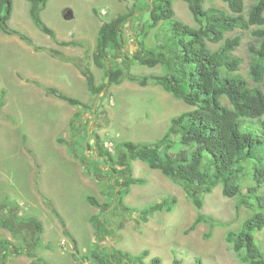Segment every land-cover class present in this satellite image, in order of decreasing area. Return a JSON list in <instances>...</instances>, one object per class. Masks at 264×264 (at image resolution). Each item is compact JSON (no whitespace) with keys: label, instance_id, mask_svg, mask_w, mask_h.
Masks as SVG:
<instances>
[{"label":"rangeland","instance_id":"1","mask_svg":"<svg viewBox=\"0 0 264 264\" xmlns=\"http://www.w3.org/2000/svg\"><path fill=\"white\" fill-rule=\"evenodd\" d=\"M13 1L10 26L28 34L39 45L62 51L70 60H62L45 50L43 55H34L29 49L31 45L18 35L0 31V102L1 99L5 102L0 110V222L8 225L4 227L0 223V239L11 242L9 249L0 247V260L6 264H99L91 253L106 244L118 261L147 250L143 260L136 257L132 264H151L155 257L161 258V264H172L175 258L182 264H195L198 257L203 264H245L226 241V233L229 229L240 230L258 208L243 205L238 209L241 198L225 196L222 185L204 194V206L199 210L186 189L201 195L200 186L179 175L169 178L141 160H131V173L144 182L131 185L127 194L117 193L112 201L108 194L111 169L106 162H99L105 158L101 146L118 161L121 142L156 141L165 133L173 116L193 108L160 85L141 86L129 80L113 84L103 94L92 95L85 77L74 70L79 69L76 63H88L97 82H104L103 70L92 59L99 28L118 14L137 11L120 28L121 42L130 53V58L123 59L121 65L138 76L161 73V66L151 68L140 62L149 55L157 39L155 28L143 33L150 14L137 9L136 2L145 0H48L41 13L44 23L54 29L58 39L83 40L88 44L86 48L58 45L33 22L29 1ZM254 1L245 0L246 10ZM205 6L227 8L223 0H205ZM174 9L176 17L196 25L186 1L177 0ZM161 24L164 30L169 22ZM234 34L242 37L235 51L243 60L239 72L248 77V48L253 37L249 31L237 30L229 35ZM218 45L210 43L213 49ZM47 56L54 61H48ZM64 62L71 65L67 67ZM31 68L46 75L42 81L28 76ZM36 81L55 86L81 99L83 104L74 108L62 99L47 95ZM77 110L83 114L80 131L68 133V122ZM261 121L264 123V116ZM258 122L253 120V125L264 133ZM58 136L66 140L60 143ZM127 156L123 153L124 161L116 163L114 183L118 190L127 185L130 173ZM98 163L105 171L96 167ZM35 171L40 175L39 188L35 184ZM247 177L245 192L247 186L254 184L251 175ZM259 192L264 193V185ZM88 195L95 196L100 205H91L86 199ZM165 197L173 200V210L155 211L144 220L141 210ZM53 208L65 220L75 242L64 235ZM199 212L214 219L210 238H206L211 229L208 223L185 233ZM94 214H100L106 225L113 228L103 242L97 240L89 222ZM37 220L42 223L41 229ZM255 239L264 251V228L256 230ZM15 248L23 253L16 255ZM5 251L8 254L4 257ZM29 251L36 256H29Z\"/></svg>","mask_w":264,"mask_h":264},{"label":"trees","instance_id":"2","mask_svg":"<svg viewBox=\"0 0 264 264\" xmlns=\"http://www.w3.org/2000/svg\"><path fill=\"white\" fill-rule=\"evenodd\" d=\"M27 1L30 2L29 13L35 25L50 35L57 44L84 48L88 46L83 40L57 38L54 29L42 19L41 13L48 0ZM176 1L136 2L137 9L142 12L148 11L150 14L149 21L143 26L144 35L149 29L157 30L154 46L149 55L140 62L151 68L161 66V73L138 76L121 65L123 59L130 58V53L121 42L120 28L122 23L137 11L118 14L111 20L104 21L99 28L92 59L95 65L103 70L104 82H97L90 64L76 63L92 95L103 94L113 84L120 85L129 80L141 86L160 85L174 97L193 106L192 109L173 116L167 130L158 140L121 142L122 150H118L121 152L118 161L112 152L101 146V155L105 158L99 162H106L111 169L108 170L110 172L108 194L112 201L117 193L127 194L131 185L144 182L142 178H136L131 173L133 169L131 160H141L151 169L159 170L169 178L179 175L181 179L200 186L201 195L186 189L188 197L199 210L204 206V194H210L217 186L222 185L225 196L241 198L238 209L243 205L258 208L256 214L244 221L240 230L227 231L226 241L240 255L243 263L264 264V251L260 249L255 239L256 230L264 228V193L259 192L260 187L264 185V133L259 132L253 125V120H258L261 129L264 130V123L261 121V117L264 116V0H255L248 10L245 0H223L227 8L206 7L205 0H184L194 16L196 25H190L176 17L174 9ZM13 6V0H0V31L8 35H18L36 50H45L52 56L70 60L62 51L39 45L28 34L12 28L9 21ZM167 21L169 25L161 30L164 27L161 23ZM237 30L249 31L253 37V43H250L248 48L250 54L248 77L253 83L239 72L243 60L235 51L241 45L242 37L239 34L229 35ZM210 43L219 45L213 49ZM36 83L45 89L47 95H53L72 106L83 104L81 99L55 86H44L37 81ZM4 104V100L1 99L0 110ZM82 116L81 111L72 116L69 123L70 133L80 131L79 122ZM63 141V138H58V142ZM123 153L128 154L126 161L130 173L125 188L118 190L114 183L118 172L116 163L124 161ZM100 163L96 164V167L100 171H105L100 169ZM108 171L106 173H109ZM249 175L254 184L247 186L245 192L244 183ZM38 177L39 173L35 175V182L39 188ZM86 199L91 205H100L95 196L88 195ZM162 210L168 212L173 210L171 198L165 197L158 203L143 208L140 214L147 221L149 214ZM53 212L60 218L54 208ZM101 217L100 214L89 217L99 242H103L106 235L109 236L113 231ZM60 220L64 235L75 242L65 220L62 218ZM213 220L199 212L185 233L194 231L201 223H208L211 229L206 233V238H210L214 228ZM0 223L8 227L5 222ZM37 225L39 229L42 228V223L38 220ZM10 246L9 240L0 239L1 248L9 249ZM101 247V250L98 248L99 250L91 253L99 264H132L136 257L143 260L148 254L145 250L139 256L118 261L110 247L106 244ZM14 253L20 255L23 251L15 248ZM7 254L5 251L2 255L5 257ZM27 254L32 258L36 256L32 251ZM161 261L160 257H155L151 264H161ZM0 264L6 263L0 260ZM172 264L182 262L175 258ZM195 264H203L202 259L198 257Z\"/></svg>","mask_w":264,"mask_h":264},{"label":"crops","instance_id":"3","mask_svg":"<svg viewBox=\"0 0 264 264\" xmlns=\"http://www.w3.org/2000/svg\"><path fill=\"white\" fill-rule=\"evenodd\" d=\"M30 52H32L34 55H40V54H42L43 55V52L42 51H37V50H35L34 48H32L31 46H30ZM47 57H49V56H47ZM47 60L48 61H50V60H52V61H54V58L53 57H49V58H47ZM64 65H66L67 67L69 66V65H71V64H69V63H66V62H64ZM74 70H76L77 72V74H79V75H81V76H83V74L81 73V71L79 70V69H77V68H74ZM28 72L30 73V75H28V76H31V77H33V78H38L37 80H41L42 81V77H45L46 75H40V73L37 71V70H35V69H33V68H31V69H28ZM72 107H74V106H72ZM75 108V107H74ZM68 124H69V122H68ZM67 130L69 131V126H67ZM67 131V132H68ZM60 136V135H59ZM58 136V137H59Z\"/></svg>","mask_w":264,"mask_h":264},{"label":"clouds","instance_id":"4","mask_svg":"<svg viewBox=\"0 0 264 264\" xmlns=\"http://www.w3.org/2000/svg\"><path fill=\"white\" fill-rule=\"evenodd\" d=\"M103 13H106L105 11H103ZM50 36V35H49ZM71 40V39H70ZM59 45V44H58ZM61 46V45H60ZM49 48V47H48ZM36 50V49H35ZM37 51H44V50H37ZM94 63V62H93ZM95 64V63H94ZM84 76V75H83ZM86 80V79H85ZM74 107H76V106H74ZM78 111V110H77ZM77 111H74V113H73V115L77 112ZM72 115V116H73ZM72 116H71V118H72ZM68 126H69V124H68ZM68 133H70L69 131H68ZM61 138H63L62 136H61ZM64 140H66L65 138H63ZM60 143H62V142H60ZM68 143H69V140H68ZM37 167V166H36ZM37 171V170H36ZM36 171H35V175H36ZM39 178H40V175H39V177H38V180H39ZM39 182H40V180H39ZM36 184V183H35ZM94 206V205H93Z\"/></svg>","mask_w":264,"mask_h":264}]
</instances>
